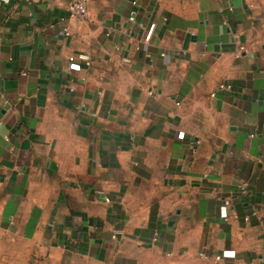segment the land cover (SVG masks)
<instances>
[{"label":"crops","instance_id":"0c3cea01","mask_svg":"<svg viewBox=\"0 0 264 264\" xmlns=\"http://www.w3.org/2000/svg\"><path fill=\"white\" fill-rule=\"evenodd\" d=\"M88 10L0 0V264H264V0Z\"/></svg>","mask_w":264,"mask_h":264},{"label":"built area","instance_id":"2783aa9c","mask_svg":"<svg viewBox=\"0 0 264 264\" xmlns=\"http://www.w3.org/2000/svg\"><path fill=\"white\" fill-rule=\"evenodd\" d=\"M59 2L62 4L63 8L65 9L67 13V18L62 17L59 19L60 22L66 23L69 19H77L80 21H86L89 16V10H88V0H59ZM128 20L130 22H136L135 14L132 13ZM67 24V23H66ZM64 25L61 32L66 36L69 35V28L67 25ZM140 26H142L141 23H139ZM144 27V33H143V42L148 43L154 33L155 29V23L151 22L148 23ZM161 58H164L166 55L164 52H161L159 55ZM81 63L85 65H90V58L86 53H79L75 56L69 57V68L74 71H79L81 68ZM24 74V73H23ZM223 88H231V85L227 83H221L219 85V89ZM180 137H183L182 133L179 134ZM239 193H245L246 191V184H242L239 187ZM226 213H222V217L226 218ZM252 217L257 218V220H260V217L258 216V213L256 211H251L246 216H244V221H250ZM118 232L115 231L112 234V238L116 239ZM199 255L201 257L206 258L207 254L204 252H200ZM233 254H230L229 251H223L220 254L215 255L213 258L215 261H220L227 257H232Z\"/></svg>","mask_w":264,"mask_h":264}]
</instances>
